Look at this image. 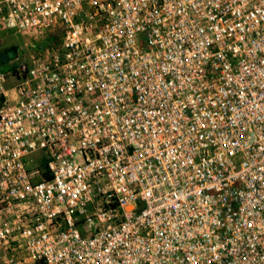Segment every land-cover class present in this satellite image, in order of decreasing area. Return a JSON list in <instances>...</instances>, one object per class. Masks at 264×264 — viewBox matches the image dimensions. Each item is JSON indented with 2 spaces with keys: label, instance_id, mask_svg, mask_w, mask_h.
<instances>
[{
  "label": "built area",
  "instance_id": "built-area-1",
  "mask_svg": "<svg viewBox=\"0 0 264 264\" xmlns=\"http://www.w3.org/2000/svg\"><path fill=\"white\" fill-rule=\"evenodd\" d=\"M53 29L0 65V264H264V0H0Z\"/></svg>",
  "mask_w": 264,
  "mask_h": 264
},
{
  "label": "rangeland",
  "instance_id": "rangeland-1",
  "mask_svg": "<svg viewBox=\"0 0 264 264\" xmlns=\"http://www.w3.org/2000/svg\"><path fill=\"white\" fill-rule=\"evenodd\" d=\"M57 29V28H56ZM59 33L53 29L49 33ZM48 33V34H49ZM1 42L0 46L10 45V44H19L20 52L19 57L16 60L9 61L5 64V68L10 69L13 66L17 65L20 62H30L31 58H33L36 54H38L39 49H41L40 42L43 41L42 36H35L28 32H21L18 30H2L0 32Z\"/></svg>",
  "mask_w": 264,
  "mask_h": 264
},
{
  "label": "trees",
  "instance_id": "trees-1",
  "mask_svg": "<svg viewBox=\"0 0 264 264\" xmlns=\"http://www.w3.org/2000/svg\"><path fill=\"white\" fill-rule=\"evenodd\" d=\"M43 41L40 42L38 45H40V48H46L47 46L50 45H55L60 43L61 41V33H49L46 36H43ZM1 52L6 53L8 56L3 58L1 56ZM19 52H20V45L19 44H10V45H2L0 46V65L3 70H7L5 68V64H7L9 61L16 60L19 57Z\"/></svg>",
  "mask_w": 264,
  "mask_h": 264
},
{
  "label": "flooded vegetation",
  "instance_id": "flooded-vegetation-1",
  "mask_svg": "<svg viewBox=\"0 0 264 264\" xmlns=\"http://www.w3.org/2000/svg\"><path fill=\"white\" fill-rule=\"evenodd\" d=\"M1 56H2L3 58H5V57H7L8 55H7L6 53H4V52H1Z\"/></svg>",
  "mask_w": 264,
  "mask_h": 264
}]
</instances>
